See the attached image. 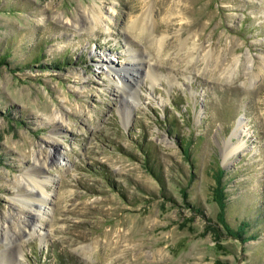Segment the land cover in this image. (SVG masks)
Wrapping results in <instances>:
<instances>
[{
  "label": "rangeland",
  "instance_id": "rangeland-1",
  "mask_svg": "<svg viewBox=\"0 0 264 264\" xmlns=\"http://www.w3.org/2000/svg\"><path fill=\"white\" fill-rule=\"evenodd\" d=\"M0 60V264H264V0H0Z\"/></svg>",
  "mask_w": 264,
  "mask_h": 264
},
{
  "label": "bare ground",
  "instance_id": "bare-ground-1",
  "mask_svg": "<svg viewBox=\"0 0 264 264\" xmlns=\"http://www.w3.org/2000/svg\"><path fill=\"white\" fill-rule=\"evenodd\" d=\"M99 8V7H98ZM97 13V12H96ZM96 13H92L90 16H88V27L90 29H95L96 27L99 26V24L102 22L101 17L99 16V14ZM82 20V19H81ZM72 20V19H66V23L75 27H81L83 25V20ZM151 24L149 23V15L147 16H141L140 18H137L133 21H131V24L129 25V29H141L142 32L147 31L148 33H152L151 32ZM85 26V25H83ZM163 39V38H162ZM164 40V39H163ZM140 58L137 60V67H141L142 64L146 61V59H143L142 56H139ZM109 59V58H108ZM111 59L107 60L106 58H101V63H102V69L104 68V66L106 65L108 67V70L114 71V73L117 75L118 79L120 80V84L116 83L118 89H121V93L122 94H129L130 90L133 91V86H137L139 83V79L137 78V76L134 74H129L128 70H119V69H114L111 63ZM140 62V63H138ZM133 65V64H132ZM149 65V64H148ZM147 65V66H148ZM149 68V66H148ZM147 69V73H148ZM139 71V69H136V72ZM138 75V72H137ZM126 81V83H125ZM241 123L238 121L234 132H233V136L236 135L238 133V129H241ZM57 151L54 152V155H57ZM36 188V186L34 187ZM38 192H39V198L36 200L37 204L32 203V205H34V208L32 207L30 209V211L28 212V216H30V218H25L22 219V229L20 232V235H22L23 233L26 232L27 228H29V234L32 235L34 233V221L35 219H37L39 216V214H49V203H50V198H49V194L47 192H45V190L43 188H41V186L38 187ZM36 207V208H35ZM42 218V216L40 217ZM29 226V227H28ZM27 233V232H26Z\"/></svg>",
  "mask_w": 264,
  "mask_h": 264
},
{
  "label": "trees",
  "instance_id": "trees-1",
  "mask_svg": "<svg viewBox=\"0 0 264 264\" xmlns=\"http://www.w3.org/2000/svg\"><path fill=\"white\" fill-rule=\"evenodd\" d=\"M4 59V58H3ZM0 61H2V60H0ZM182 145H184V144H182ZM186 147V146H185ZM148 155H147V157H150V159L151 158H153V156H152V153H147ZM149 159V160H150ZM147 163H148V161H147ZM150 168V167H149ZM154 170V169H153ZM155 172H156V170H155ZM160 173H157L156 172V174H155V176H156V178L158 177L159 179H161V177H160V175H159ZM214 175H215V179H216V186H215V195H216V201L218 202V204L220 205V207H221V209H222V211L224 210L225 211V200H224V194H222V192H225L224 191V189H225V183L223 182V177H224V170L221 168V167H219V166H217L216 167V169H215V172H214ZM224 227H226L227 229H229L228 228V226H227V224L225 223V220H224V218L223 219H221V222H220ZM243 225L245 224V225H247V227L249 226V223L248 222H243L242 223ZM241 227V226H240ZM231 234L232 235H235L236 236V238H239V239H241V238H243V237H245L246 235H244L245 234V232L244 231H242V230H240L239 228L238 229H236L235 228V230L232 228V231H231ZM247 237V236H246ZM254 237H252V238H250V239H253ZM246 239H244V241H245Z\"/></svg>",
  "mask_w": 264,
  "mask_h": 264
}]
</instances>
